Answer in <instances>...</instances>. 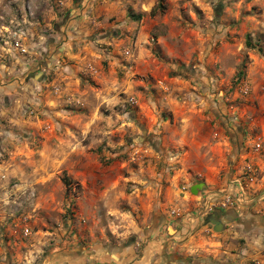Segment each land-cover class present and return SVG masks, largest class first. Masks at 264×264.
Masks as SVG:
<instances>
[{"label": "rangeland", "instance_id": "374dc122", "mask_svg": "<svg viewBox=\"0 0 264 264\" xmlns=\"http://www.w3.org/2000/svg\"><path fill=\"white\" fill-rule=\"evenodd\" d=\"M83 1L0 0V264H135L187 177L264 182V0Z\"/></svg>", "mask_w": 264, "mask_h": 264}, {"label": "crops", "instance_id": "0c3cea01", "mask_svg": "<svg viewBox=\"0 0 264 264\" xmlns=\"http://www.w3.org/2000/svg\"><path fill=\"white\" fill-rule=\"evenodd\" d=\"M82 3L84 12L93 16L104 14L108 17L117 11V6L97 3V0H84ZM79 30L84 33L90 31L84 26ZM4 98L9 101L8 97ZM6 111L10 112L6 109L3 113ZM257 125L264 134V119ZM241 146L230 152L233 162L247 153L245 146ZM189 167L196 174L201 169L192 164L184 168L188 171ZM217 169L213 164L206 165L205 172H200L204 176L201 181L187 177L188 183L182 188L178 186L170 190V199L177 208L174 213L162 216L157 223L159 226L150 230L146 240L143 239L147 244L135 264H264V182H259L254 195L247 198L251 195L250 190H245L247 186L240 188L243 184L237 179L238 183H230L228 188L227 181L219 177ZM227 196L240 204L231 208L219 207V199ZM246 199H252L251 203L245 204ZM162 218L163 223L160 224ZM134 248L130 247L132 252L125 248L122 258L116 262L119 259L126 263L130 261V257L135 256Z\"/></svg>", "mask_w": 264, "mask_h": 264}, {"label": "built area", "instance_id": "2783aa9c", "mask_svg": "<svg viewBox=\"0 0 264 264\" xmlns=\"http://www.w3.org/2000/svg\"><path fill=\"white\" fill-rule=\"evenodd\" d=\"M29 108H30V106H26V110H29ZM233 199L234 198H232L230 196H227L226 198H224L223 200H221L220 202H218V206L219 207H222V208H226V207H228V206H230L232 204V200Z\"/></svg>", "mask_w": 264, "mask_h": 264}, {"label": "trees", "instance_id": "16d2710c", "mask_svg": "<svg viewBox=\"0 0 264 264\" xmlns=\"http://www.w3.org/2000/svg\"><path fill=\"white\" fill-rule=\"evenodd\" d=\"M141 17V15H137V18H140Z\"/></svg>", "mask_w": 264, "mask_h": 264}]
</instances>
